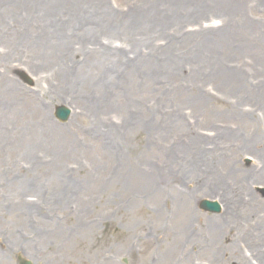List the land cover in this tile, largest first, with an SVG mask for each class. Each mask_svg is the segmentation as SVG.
Wrapping results in <instances>:
<instances>
[{"label": "rangeland", "instance_id": "obj_1", "mask_svg": "<svg viewBox=\"0 0 264 264\" xmlns=\"http://www.w3.org/2000/svg\"><path fill=\"white\" fill-rule=\"evenodd\" d=\"M227 1L0 0V264H264V0Z\"/></svg>", "mask_w": 264, "mask_h": 264}, {"label": "bare ground", "instance_id": "obj_2", "mask_svg": "<svg viewBox=\"0 0 264 264\" xmlns=\"http://www.w3.org/2000/svg\"><path fill=\"white\" fill-rule=\"evenodd\" d=\"M208 2V1H207ZM211 3H215L216 5L215 6H212L208 3V5L212 8H223L225 6L229 7V6H236V5H233L231 3H229L227 0H212ZM203 8H201L199 11H202ZM204 13H206V10H204ZM236 23H237V27L236 29L234 30L235 34L233 35H227V36H223L222 38L223 39H226V38H230V37H237L238 35H236L239 31H243L246 33V30H251L252 29V26H254L253 24V21L249 20L245 17L242 9H237L236 10ZM81 18H83V16H81ZM85 26V22L83 23L82 21H80V26L77 25V31L76 32H81V33H84L85 35L87 36H96V34L99 33V31H102L104 29H102L101 27H96V28H101L102 30H95L96 28H93V27H90V26H87L86 28H84ZM218 31V30H217ZM220 31H224V29H220ZM227 31V30H226ZM255 34V33H253ZM208 37H211L208 36ZM112 37H106V39H111ZM222 39V40H223ZM262 40L264 41V36L262 37ZM111 54H103V56H101L100 58H93L91 59L93 62L92 64L95 65V63L97 64L96 68H95V72L97 71V75L99 76V78L97 77V80L96 78H94L93 80H91L90 78H88V76H85V75H82L80 76V78L78 79L77 83L79 82L80 85H77L76 88L77 90H81L82 87H85V86H88L89 84L91 86H94V84H100L101 83V80L103 81L106 77L109 78L106 74H107V70L103 68V64L104 62L106 61H114V57L111 58L112 56H110ZM223 80V82H228V81H231L233 80V76L231 74H227V73H224V76H221L219 77V80ZM260 180L264 179V171L263 173L259 176Z\"/></svg>", "mask_w": 264, "mask_h": 264}, {"label": "water", "instance_id": "obj_3", "mask_svg": "<svg viewBox=\"0 0 264 264\" xmlns=\"http://www.w3.org/2000/svg\"><path fill=\"white\" fill-rule=\"evenodd\" d=\"M55 115L60 119V120H65L68 115V110L65 109L64 107H57ZM201 207L206 209V210H211V211H217L218 210V205L214 202H209V201H202L201 202ZM20 264H30L29 261H21Z\"/></svg>", "mask_w": 264, "mask_h": 264}]
</instances>
